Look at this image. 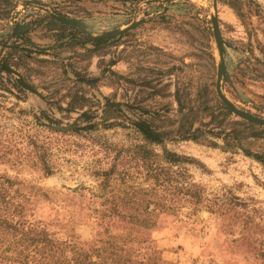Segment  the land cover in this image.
Returning <instances> with one entry per match:
<instances>
[{"label":"rangeland","instance_id":"obj_1","mask_svg":"<svg viewBox=\"0 0 264 264\" xmlns=\"http://www.w3.org/2000/svg\"><path fill=\"white\" fill-rule=\"evenodd\" d=\"M48 14L80 26L60 29ZM213 18L223 40V95L237 109L264 118V0H0V145L8 148L0 175L24 185L30 213L58 240L73 235L90 243L97 231L107 237L97 226L105 206L95 172L109 169L117 149L144 143L135 127L143 121L165 132L161 143L146 148L180 156L187 176L209 199L224 193L246 205L236 206L235 214L255 215L264 237V165L224 151L220 139L212 147L176 132L177 88L185 107L201 110L205 122V106L215 113L225 107L214 92L221 58ZM105 34L114 37L101 47L89 38ZM207 77L213 94L203 102ZM108 106L119 117L104 112ZM250 139L264 152V131ZM32 148H47L53 174L46 176L36 157L25 158ZM153 220L156 227L139 236L148 240L141 248L159 257L155 264H264L206 207L184 205Z\"/></svg>","mask_w":264,"mask_h":264},{"label":"trees","instance_id":"obj_2","mask_svg":"<svg viewBox=\"0 0 264 264\" xmlns=\"http://www.w3.org/2000/svg\"><path fill=\"white\" fill-rule=\"evenodd\" d=\"M46 17L60 29H74L49 14ZM89 38L95 47H101L112 37ZM76 43L80 44L79 41ZM208 57L213 62L211 53ZM259 63L264 65V62ZM209 80L207 77L200 93L203 102L212 99L213 89H210L212 83ZM13 85L20 89L15 83ZM175 100L178 106L176 119H179L176 132L181 139L212 147L217 146L215 140L220 139V147L224 151H240L264 165V152L252 148L254 142L250 139L257 136L258 131H264V126L236 119L224 106H220L217 113L214 112L215 107L205 106L209 117L205 122L199 116L201 110L194 106L185 107L178 88ZM104 112H115L119 117L114 107L108 106ZM183 119L186 125L180 123ZM196 121L200 126H194ZM209 124L218 126L212 128L208 127ZM116 125L119 122L109 123V127ZM135 127L144 143L117 149L109 169L95 172L99 178L97 187L104 197L101 204L105 206L97 226L104 229L106 238L97 231L90 243L81 242L73 235L67 240H58L50 232L47 222L34 218L30 213L29 199L25 191L20 190L25 188L24 185L0 175V264H155L159 257L155 253L148 255L141 248L140 243L148 240L141 239L139 235L156 227L153 220L156 213L175 212L184 205L194 211L206 207L219 213L229 233L237 230L238 241L253 249L257 256L264 257V237L258 236L259 222H255V215L247 212L238 217L234 212L236 206L243 208L246 205L224 193L209 199L204 190L187 176L180 156L168 150L157 153L145 147L146 144L161 143L165 132L152 129L145 121L135 124ZM32 142L36 144L34 138ZM7 149L0 145V161H4ZM32 149L25 158L36 157L41 171L46 176L53 174L55 169L46 158L47 148L42 151L40 148ZM110 149L115 151V148ZM117 222L119 231H111Z\"/></svg>","mask_w":264,"mask_h":264},{"label":"water","instance_id":"obj_3","mask_svg":"<svg viewBox=\"0 0 264 264\" xmlns=\"http://www.w3.org/2000/svg\"><path fill=\"white\" fill-rule=\"evenodd\" d=\"M53 19H55L56 21L63 23L65 25L68 26H72V27H76V26H80V24L75 21L72 20L70 18L64 17V16H58V15H50ZM211 23H212V29H213V34H214V38L217 44V48L219 51V56L221 58V62L219 64V68L217 71V76H216V85H215V91H216V95L217 97L221 100V102L225 105V107L230 110L233 114L237 115L239 118L248 121L250 123L259 125V126H264V118L262 117H258V116H254L251 114H247L239 109H237L229 100H227V98L223 95L222 91H221V87H220V79L221 77L225 76V68H224V64L222 62V55H223V40L220 34V30H219V26H218V22L215 18L211 19ZM137 25H139V23H135V24H130L124 31L127 32L131 29H133L134 27H136ZM113 34H105L103 36L100 37H113ZM17 82L21 85L24 86L26 88H30V86L24 82L23 80L19 79L17 80Z\"/></svg>","mask_w":264,"mask_h":264}]
</instances>
